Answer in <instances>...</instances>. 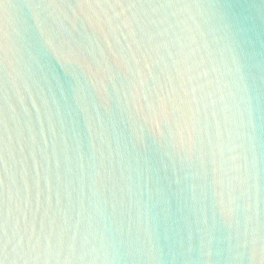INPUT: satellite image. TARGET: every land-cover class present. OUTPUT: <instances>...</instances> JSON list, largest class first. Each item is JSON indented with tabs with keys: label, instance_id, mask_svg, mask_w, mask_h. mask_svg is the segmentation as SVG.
Returning a JSON list of instances; mask_svg holds the SVG:
<instances>
[{
	"label": "water",
	"instance_id": "95a60500",
	"mask_svg": "<svg viewBox=\"0 0 264 264\" xmlns=\"http://www.w3.org/2000/svg\"><path fill=\"white\" fill-rule=\"evenodd\" d=\"M0 264H264V0H0Z\"/></svg>",
	"mask_w": 264,
	"mask_h": 264
}]
</instances>
